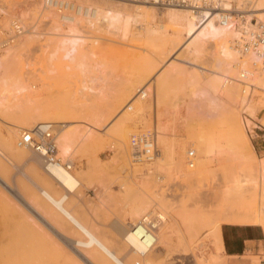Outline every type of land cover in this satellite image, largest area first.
<instances>
[{
	"label": "rangeland",
	"instance_id": "rangeland-1",
	"mask_svg": "<svg viewBox=\"0 0 264 264\" xmlns=\"http://www.w3.org/2000/svg\"><path fill=\"white\" fill-rule=\"evenodd\" d=\"M82 1L100 10L113 7L125 10L129 14L138 11L135 10V5H142L144 6L140 8L142 12L153 14V20L158 23L157 25H166L164 16L169 11L158 8L162 6L152 7L128 0ZM250 5L241 8L250 11L252 8ZM235 6L237 5L234 3L233 10ZM22 7L20 6L21 12L17 9V13L9 17L5 13H0V23L5 22L7 25L4 27L0 24L3 37L13 34L8 29L11 20L21 25V33L13 41L19 44L17 47L19 51L17 50L14 61L19 69L18 75L22 85H25V89L30 86L34 88L28 93L29 96L27 95L25 107L24 101L22 104L17 96L15 99L13 97L9 101L10 105L6 103L7 108L0 116V152L3 155L0 156V178L5 181V184L0 183V237L1 234L3 238L9 237L7 241L1 243L3 245L0 244L2 248L0 264H42L44 261L41 256V243L39 244L37 238V240L33 238L34 235H30L31 238L29 236L36 230L34 228L35 230L32 229L30 232L31 228H37L39 224L38 213L32 216L29 212L28 199L36 198L38 195L36 187L40 181L38 182L39 177L36 174H39L40 167L34 163L12 161L7 157L8 153L5 149L15 133L17 136L13 140L16 146L21 137L20 132H31L32 128L34 129L44 120V123H50L52 126L49 130L55 136L56 145L59 144L60 138L65 140L64 131L65 137L72 135L68 138L69 140L73 138L69 143L68 139L67 142L64 141L66 144L64 147H68L67 152L69 151L67 157L72 158H68L71 159V173L88 186L89 190L85 192L84 197L95 198L99 205L95 207L99 218L121 222L124 226H128L133 211L142 200L157 202L158 206L154 214H166V223L161 228V233L170 250L177 252L181 249L192 250L197 247L203 250V264L216 262L225 264L229 259L226 254L238 251L239 242L248 236H262L264 164L255 153L254 156L251 155L252 152L243 144L238 128L232 120L234 118L232 113L239 114L240 111L239 115L249 139V131L252 129L249 120L255 119L256 115L264 110L262 88L253 90L251 109L243 110L234 100L225 98L222 107L215 106L211 102V97L208 98L209 93H205L209 88L208 92L212 93L213 85L210 82H215L212 78L217 79L215 74L210 73V69L213 70L210 68V63L198 62L190 56L187 57L185 51L180 48L184 38L176 47L167 42L165 44L157 42L158 46L153 42L150 44L151 41L149 43L146 41L148 44H144L143 37L137 34L138 29L123 37L119 33L109 34L103 27L99 29L92 27L93 30L81 23L80 29L78 28L80 37L79 34L77 36L78 39L80 38L81 50L77 52L78 56L75 55L79 59L75 61L74 58L72 61L78 63V66L64 60L62 53L58 54L62 57V60L58 58L60 62L59 60L50 62L48 58L56 51L54 48L53 51L52 46L57 39L48 35L53 29L50 28L51 31H48L51 27L49 24L53 23L50 14L54 12L58 15L65 13L69 15L75 13L74 9L53 5L50 6V10L48 7L44 8L43 12L40 10L38 16L35 5L28 6L29 8L26 6L25 9ZM34 9L37 11V17L34 16ZM67 11L72 12L67 13ZM239 13L241 11L234 12L233 15ZM250 18L253 19L252 22L259 20L264 23L259 17ZM169 35L165 37L166 40L173 38V34ZM50 40L55 42L47 49L45 46ZM233 40L232 38L230 41L234 48ZM209 50L207 47L206 51ZM205 52L204 56L207 53ZM237 56L238 59L243 60L239 52ZM68 63H71L72 67L71 65L69 67ZM201 66L208 71L200 69ZM133 88H137L140 92L131 91ZM142 89L146 92L142 100L144 106L138 104L136 99ZM146 89L150 91L147 92ZM204 93L207 96H203ZM14 104L18 106L15 107ZM38 111L43 113L37 114ZM47 111H51L52 115L46 116ZM54 111L57 112L53 115ZM230 116L232 117L229 118ZM129 120L133 123L131 121L129 123ZM121 121L124 125H120ZM228 122L232 124L228 125ZM21 126H25L26 129H20L17 133ZM126 132H129L128 139L133 135L154 133L156 141L164 140L167 148L172 147L170 150H173L174 157L182 153V161L184 160L182 164L194 165L198 162V171L192 176H185L182 170L184 164H180V160L174 158L170 152L171 157L168 154L169 149L165 156L163 148L160 147L153 160L147 161L142 157L140 161H133L130 158L132 157L130 150L129 155L121 149L115 150L114 147L119 143L118 135ZM87 134L90 139L92 135L94 138L99 137L93 138L99 142L88 139L90 142L86 143ZM76 137L80 138L84 146L79 144L80 140L75 139ZM100 138L105 140H99ZM73 141L75 144L72 143ZM89 144L92 145L87 147ZM57 147L56 150L59 149ZM188 151L193 156H190ZM53 156L55 158L56 153ZM33 192L36 193L33 194L34 197L31 195ZM16 198H21V202ZM243 215L249 219L247 217L248 220L243 219ZM241 216L243 220L240 219ZM29 217H32L35 225L29 222L31 221ZM229 220L233 224H229ZM31 240H33L30 242L32 245L29 243ZM181 257L178 256L176 260L186 258L187 262L192 261L190 254Z\"/></svg>",
	"mask_w": 264,
	"mask_h": 264
},
{
	"label": "bare ground",
	"instance_id": "bare-ground-1",
	"mask_svg": "<svg viewBox=\"0 0 264 264\" xmlns=\"http://www.w3.org/2000/svg\"><path fill=\"white\" fill-rule=\"evenodd\" d=\"M128 1L138 2V3L140 2L142 4L144 3L152 7H154L153 5H156L146 0H140V1L128 0ZM73 2L72 0H65V1L64 0H0V13L3 14L5 13L9 17L10 15L12 16L15 13H17L16 12L17 9H19V11L21 12L20 6H23L22 8L26 6L27 8H29L28 6L31 5H35L38 11L37 12L34 9L35 12L33 13L35 15L34 14L33 15L36 17H37L36 14L38 13L39 16V12L41 11L43 12L44 8L48 7L50 10L51 8L50 6L53 5L64 6L66 8L70 7L74 9L75 13H73L72 11L69 12L67 11V13L72 12L70 13L72 14V16H69L70 14L65 15L66 13L62 15L54 14V12L53 13L51 12L53 11L52 9L50 11L52 13L50 14L51 16L50 18L53 23L49 24L51 25V27L48 28V31L51 30L52 31L49 34L48 33L47 34L49 36H53L54 38H57L56 42L54 41L55 44H53L54 42L50 40L49 44L47 43L45 46V48L48 49L51 46V44H53L54 47L52 46V49L54 48L56 50L54 51L53 49L54 53L48 50L49 52L52 53V55H50L48 58L50 62L55 60H59L60 62V59L58 58H61L62 60L63 57V59L67 60V62L71 61V63H74L75 65L78 66V63L76 64V62H72V61L74 60V58L75 61H77L76 59H79L76 58L75 55L78 56L77 52L81 50L79 46L81 44L79 42L80 38L79 39L77 38L78 34L80 37L78 28L81 27V23H83V25L86 24L88 27H91V29L93 28L99 29L100 27H103L107 33L109 34L119 33L120 36L123 37L126 34L132 32L134 29H138L137 34L139 35V37H143L142 41L144 44H148L151 41L150 44L153 42L154 45L158 46L157 42L160 44H165V42H167V43H171L176 47L177 45L180 44L179 42L181 41V39L184 38V41L180 45L181 46L180 48L185 51L187 57L190 56L191 59L198 60V62L207 61L208 64L210 63L211 65L210 68L213 69L212 71L210 69V73L215 74L217 79L212 78V80H215V82L214 83L210 82L213 85L211 86L212 93L210 94V92H208L210 88L205 90V93L206 94L209 93L208 98L211 97V102H213L215 106L222 107L223 106L222 104H224L223 101H225L223 99L225 98V99L234 100L236 104L240 105L243 110L248 108L251 109L250 102H251L253 90L255 88L256 89L262 88L264 90L263 50H258V51L250 50L245 53L240 48L242 32L246 34L248 32L251 33V31L254 30L256 25L260 22L259 20H257L259 22L255 21L254 23L252 22L253 19H251L250 17H253L255 19L256 17H259V19L264 20V0H215L211 6L202 9H195L189 6L158 7L169 10L168 12L165 13L164 16L166 25L163 24L157 25L158 23L156 24L153 20L154 17L153 14L151 15L148 12L145 13L142 12V10L140 9V8H144V6L142 5L141 6L135 5L136 6L135 10L138 11L129 14L125 10L114 9L113 7L106 10H100L98 7H94L91 6L90 4H87V2L86 3H83V1L81 2V0H74ZM234 3L237 6H235V9L233 10ZM249 5L252 7L250 11H245L244 9L241 8L242 6L246 7ZM24 9L22 11H24ZM139 9L141 11H139ZM238 10L241 11V13L252 12L254 14L239 13L233 15L234 12H239ZM42 15H44V13H42ZM46 18H48V16ZM261 23L263 22L261 21ZM1 25L4 26L6 24L5 22L4 23L2 22ZM9 26L10 27L8 29L10 33H13L11 34V36L7 35L3 37L2 36L3 32L0 30V40H1L0 44L2 43L5 44L4 45L5 47H0V116L3 115L5 109L7 108L6 103L9 104V101L13 97H14L13 99H15V97L17 96L16 98L17 99L19 98L18 100L19 102L22 101L21 102L22 104L24 101L26 103V104L24 103V107H25L27 105L26 100H28L27 95L28 93H30L31 90L34 89L33 86H30L29 88L27 87L25 89V85H22L21 81L19 80L21 78H19L18 75L19 69L17 67V63L14 61V58L17 56L18 53L17 50L19 51V48H17L19 47V44L17 45L15 44V42L13 43V41L14 38L21 33V25L17 21L11 20ZM15 26H17L18 28H16ZM50 28L53 29L50 30ZM168 34L170 35L173 34V38H170V40H166L165 37ZM49 36L46 37L48 38ZM232 38L234 39L232 41L234 44V48L231 46L232 43L230 40ZM143 39L146 40L144 41ZM161 41L164 42L161 43ZM11 44L13 46H11ZM20 46L22 47V44H20ZM207 47L208 50L210 49L209 52L206 51ZM78 48L79 50H77ZM204 52L206 53L205 56H204ZM238 52L240 53V57H243V60L238 59L239 56V55L237 56ZM59 53H62V57L61 55H58ZM71 63L70 64L68 63L69 67ZM53 66L54 64L52 65V67ZM200 69H203V71L206 70L202 66L200 67ZM136 89L137 88L135 89L133 88L131 89V91L135 90L136 92H140V90L137 89L138 90L137 91ZM149 91L150 90H147V92ZM145 93H146L145 90H143L136 97V99L138 100L137 102L138 104L143 103L142 100L146 96ZM205 93L203 96H207ZM128 95H130V93ZM10 103H12V101ZM68 103H69L68 105H70V102ZM17 104H14L15 107L18 106ZM142 105L144 106V104ZM80 107H82V105ZM141 108L143 109V107ZM31 110L32 109H30V111ZM140 110L139 112L142 111ZM80 111L81 110H79V112ZM55 112L57 111H54L53 115L55 114ZM230 112H232V110H230ZM41 113H39V111L37 112V114L40 115ZM50 113L51 111L50 112L47 111L45 115L46 116L52 115V113L51 114ZM240 113L241 112L239 111V114ZM239 114L237 112L236 113L233 112L232 115L234 116V118H232V120L234 121L235 126L238 128V133L240 134L239 136L243 144L252 152L251 155L254 156L250 141L245 133V126L243 120ZM231 117L232 116H230L229 118ZM72 119L73 118H71V120ZM130 121L132 122V120H129V123ZM44 122L42 123L40 122L38 124L36 123L37 126H35L34 129L32 128V130L30 131H33L35 134L38 135L52 127L50 123H44ZM47 122H48V118H47ZM123 123L124 122L121 121L120 125H124ZM229 123L232 124L231 122H228V125H230ZM32 124L31 126H33ZM94 125L95 128H97L96 124ZM100 126H98V128ZM20 129H26V128L25 126L19 127L17 133ZM85 132L83 134H85ZM20 133H21L20 136H22L28 132H20ZM15 134L12 136L11 141L7 143L5 146V149L7 150L8 153L7 157H9V159H11L12 161L14 160L16 162L18 161L22 163H34L40 167V169L38 167L39 174L38 173L36 174L37 177H39L38 182L40 181L38 183L39 185L36 187L38 195H36V198H32V199L29 198L28 205L30 206L29 212L32 216H34L33 214L38 213L39 224H37V228L32 226L33 224L35 225L36 223L35 222L33 223L31 219L32 217H29V219L31 220L29 222L32 223L31 227H33L31 228L30 232H32V229L33 230L36 229L35 232L29 234V236L34 235L35 237L33 238L35 239L37 238L39 240V244L41 243L42 245L41 256H43L44 258L42 264H177V263L203 264L204 263L202 262L203 250H200L197 247L193 248L192 250L181 249L178 250L177 252H172L170 250V246L168 245L167 242H165V239H163L161 233V228L166 223V217H165L166 214H159V213L154 214L155 208L158 206L157 202L148 199H147L148 201L146 200L143 202L142 200V203H140V205H138V207L133 211L128 226H124L123 223L121 222H115L109 219L99 218L98 215L96 214L97 211L95 209V207L99 205L95 201V198L84 197L85 192L89 190L88 186L85 185V183L82 180L78 179L76 176H74L71 173L70 160L72 158L69 156L67 157L68 155L67 153H69V151L67 152L68 147L67 148L64 147V144L69 140L68 138L72 137V135L71 137L66 136L67 137L66 138L65 137L66 133L64 131L65 140L63 138L59 139L60 140L58 144L59 147H57L58 145L55 144L56 152L54 151V153H56V157L54 158L53 155L45 156V155H41L40 153L36 152L33 149L18 147L17 143L15 146L13 140L14 137L17 136V134L16 135ZM89 134H87L85 138L87 136L89 137ZM128 134L129 132L118 135L119 143L118 145L114 146L116 148L114 149L115 150L121 149L126 154L129 155H130L129 153L130 150V152H132L131 154L132 157L130 156V158H132L133 161L134 160L140 161L142 160V157L147 161H151L155 158V156H157L158 147L163 148V153L165 156L167 155V150L168 149L170 150L172 148V147L167 148L168 146L166 145L164 140L156 141L155 135L153 134L152 137L151 135L149 136L151 144L146 145L148 148V153L144 154V152L139 147L131 145L130 142L128 143L129 139L131 140V138L128 139L129 137ZM92 136H91L92 139L87 137L86 143H89L90 141H95V142L98 141V140H94L96 137L94 138ZM239 136H237V138ZM75 139L80 140V138L77 137ZM88 139H90V141ZM103 139L100 138L99 140L103 141ZM71 140H69L68 143ZM74 141L72 143H74ZM79 144L81 146H84L82 145L83 143H81V140ZM90 145L92 144H89L87 147H89ZM56 147L59 149L56 150ZM22 149L26 151H23ZM111 149H113V147ZM169 150H168L169 152L168 154L170 155V152L172 154L173 150L172 151ZM190 153L191 152L188 151V154ZM102 154H104L103 150H102ZM179 154H176L175 157L172 154V156L180 160L179 163L182 164V162L184 161V160L182 161L183 159V157L181 156L182 153L180 154V156ZM191 155L193 156V154H190V156ZM0 156H3L1 152H0ZM170 156L169 158L172 157ZM68 158L71 159L69 160ZM261 163L264 164V159L261 160ZM194 165L184 164V168L182 170L185 176H192L198 171L199 169L198 162H195ZM1 182L2 184L3 183L5 184V181L0 178V183ZM34 192L31 194L32 197H34L33 194L37 193ZM16 200L18 202H21V198H16ZM17 210H19V208ZM246 217L243 215V219L248 218ZM240 219L243 220L242 216ZM31 223L28 224L30 225ZM225 223L226 222L224 221V224ZM231 223H232L231 220H229V224ZM1 235L3 236V234ZM2 236L0 237V244L3 243L4 240L7 241L9 238L6 237L7 238L6 239L4 236L5 238L4 239ZM30 242H33V240L29 241V243ZM188 254H190V256L192 257V261L188 260L189 262H187L186 258L185 260L184 259L176 260L178 256L187 257ZM214 264H223V262L222 263L216 262Z\"/></svg>",
	"mask_w": 264,
	"mask_h": 264
},
{
	"label": "built area",
	"instance_id": "built-area-1",
	"mask_svg": "<svg viewBox=\"0 0 264 264\" xmlns=\"http://www.w3.org/2000/svg\"><path fill=\"white\" fill-rule=\"evenodd\" d=\"M136 1V0H133ZM140 1V0H138ZM150 3H154L159 6H189L195 9H202L211 6L215 0H146ZM16 23V22H15ZM255 23V21H254ZM18 28L17 26H15ZM1 42V40H0ZM5 44H0V47H5ZM241 50L248 52L250 50L258 51L263 50L264 52V24L259 22L255 29L251 33L242 32L241 38ZM264 66V59H263ZM154 133H145L139 135H133L131 137V145L139 147L144 154L148 153L147 144H151L150 135ZM18 147L33 149L41 155L52 156L55 151V136L49 129L46 131L35 134L33 131L28 132L20 137L17 142Z\"/></svg>",
	"mask_w": 264,
	"mask_h": 264
},
{
	"label": "crops",
	"instance_id": "crops-1",
	"mask_svg": "<svg viewBox=\"0 0 264 264\" xmlns=\"http://www.w3.org/2000/svg\"><path fill=\"white\" fill-rule=\"evenodd\" d=\"M252 129L249 131V140L253 153L259 160L264 159V110L260 111L255 119L249 120ZM238 251L226 255L229 259L225 264H264V229L262 236H248L237 244ZM229 248V247H228Z\"/></svg>",
	"mask_w": 264,
	"mask_h": 264
}]
</instances>
